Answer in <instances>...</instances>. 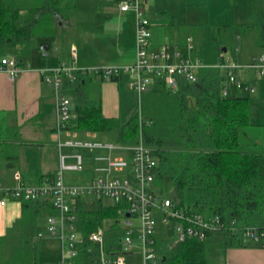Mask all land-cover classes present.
<instances>
[{
	"label": "trees",
	"instance_id": "16d2710c",
	"mask_svg": "<svg viewBox=\"0 0 264 264\" xmlns=\"http://www.w3.org/2000/svg\"><path fill=\"white\" fill-rule=\"evenodd\" d=\"M74 5L75 0H0V56L11 53L22 62L40 41L55 35L58 19L66 20ZM260 27L259 44L264 47V25ZM223 58L220 54L218 61ZM87 78L66 87L76 109L72 129L112 132L122 146L134 145L141 137L158 159L155 188L163 193L165 185L170 184V198L182 208H192L207 219L217 217L224 225L230 219L244 225L264 222L263 155L246 137L249 98L230 92L223 95L228 86L219 70H200L194 83L181 84L175 92L155 85L142 95L139 111L124 123L103 116L100 101L88 95ZM14 136L0 119V159L10 161L16 157L10 142ZM96 205L80 202L78 223L83 235L97 225L107 224L105 244L110 250L109 245L117 242L110 232L116 229L113 221L117 215L111 208ZM21 213L27 225L30 218L51 214L52 208L47 200L24 202ZM214 233L219 232L210 231L207 236ZM220 233L229 245H241L228 229ZM155 239L162 257L160 264H213L206 258L204 241L190 238L171 245L163 229L158 230ZM0 264L39 262L30 243L22 241L15 254L0 258ZM74 264H96L94 250L80 248Z\"/></svg>",
	"mask_w": 264,
	"mask_h": 264
},
{
	"label": "built area",
	"instance_id": "2783aa9c",
	"mask_svg": "<svg viewBox=\"0 0 264 264\" xmlns=\"http://www.w3.org/2000/svg\"><path fill=\"white\" fill-rule=\"evenodd\" d=\"M146 6L147 0H123L118 4L121 12L132 11L135 18V59L132 63L81 67L75 63L59 64L54 69L36 70L42 82L52 89L57 101V135L70 128L68 123L72 98L66 93V87L86 76L105 81L126 74L131 88L138 94L139 107L142 95L155 85L159 84L165 91L175 92L181 84L194 83L198 72L203 69L223 72L228 86L223 89V95L230 92V87L240 92L253 91L249 84L239 79L238 71H251L255 76L264 78V52L246 63L223 58L217 64L208 65L193 59L191 38H185L181 45L161 44L151 47ZM179 47L183 49L182 52ZM71 56L75 60V50L71 51ZM29 71H34V68L17 57L0 56V73L10 82ZM57 144L60 148L84 149L88 152L101 150L106 154L94 158L98 162L93 170L95 175L84 185L65 183L66 171L84 170L83 156L79 153L59 154L56 173L39 185H26L20 175L15 174L13 186H0V208L10 201L19 205L24 202L49 201L56 215L47 217V231L60 240L58 264H74L83 247L94 250L97 264H160L162 257L157 250L155 237L167 220L176 222L178 241L190 238L204 241L207 232L220 233L228 229L242 244L259 245L264 242V222L261 225H244L230 219L224 225L217 217L207 219L192 208H182L159 192L154 186L158 159L155 152L145 146L141 137L131 146L73 139L57 141ZM113 152L120 154L114 155ZM69 159L73 161L71 164L67 162ZM106 200L111 201V204L104 205ZM82 201L100 204L103 208L115 211L117 216L113 224L116 229L110 232L117 242L109 245L110 250L106 249L105 244L107 224L97 225L84 236L78 233L76 212Z\"/></svg>",
	"mask_w": 264,
	"mask_h": 264
},
{
	"label": "crops",
	"instance_id": "0c3cea01",
	"mask_svg": "<svg viewBox=\"0 0 264 264\" xmlns=\"http://www.w3.org/2000/svg\"><path fill=\"white\" fill-rule=\"evenodd\" d=\"M121 1L123 0H112L114 7L112 10L98 9L93 5L92 0H75L74 8H71L67 13L68 18L66 20L58 19L55 35L40 41L37 47L31 50L30 55L23 59V63H29L32 52L39 51L38 62L34 64L35 67L33 66L34 71L20 74L13 82H10L4 74L0 73V119L6 128L12 127L14 129L15 136L11 138L10 142L15 149L14 156H16L4 164L7 170L4 176L7 181H1L5 185L0 186H13L15 183L14 176L17 173L26 185H39L52 177L59 167V154H71L69 152L64 153V150L68 151V149L60 148L57 141L67 139L99 141L100 133L78 132L72 129L73 125L70 123H68L70 128L67 132L56 134L57 101L52 89L42 82L40 75L36 72L40 68L47 67L50 61L45 59L43 63L41 62V57L47 56V52L40 50L39 44L42 42L49 43V50L52 46L54 57L52 63L54 66L57 64L72 65L73 63L80 67L132 63L135 59V18L132 11L121 12L119 10L118 4ZM233 4L235 6V11H233L234 22L264 25V0H233ZM245 4L251 8V11L245 13L243 8ZM150 6H152L151 0H147L146 13L149 20L151 47L155 48L164 44L162 38L166 35L177 37L173 45H181L185 38H191L190 36L181 38L177 36L180 30L176 29L174 25L161 23L159 19L158 21L152 19L156 17L153 11L148 12ZM245 20L251 21L246 22ZM155 23H160L157 24L160 28L156 27ZM191 40L194 48L193 59L205 64L195 57V44L192 38ZM72 50H75L76 53L75 60L71 56ZM225 52L226 48H221L217 52V56L219 57L220 54L224 56ZM262 52H264V47L260 46L258 38L255 40V47L252 50L242 49L240 46L232 53V58L235 62L246 63ZM220 72L225 83L224 74L222 71ZM237 76L253 88L252 92H240L229 86V91L230 94H243L249 98L250 125L246 129V137L256 145L263 155L264 171V78L255 76L251 71H238ZM85 87L92 100L100 101L104 117L115 118L124 123L134 112L135 94L131 92L133 89L127 77L122 76L114 81H101L94 77H88L85 81ZM71 105L74 106L73 100ZM122 120L125 121L122 122ZM72 150H74L73 153H79L78 149ZM91 153L94 170L98 165L94 158L105 155L106 152L96 150ZM113 154L119 155L120 153L113 152ZM92 177L93 175L76 180L68 175V181L65 177V183L75 186L83 185ZM79 180L82 182L77 183ZM1 182L0 184H3ZM55 215L56 212L52 208L51 214L46 213L40 216L47 219L48 216ZM36 219L30 218L29 224L24 229L32 235L36 234L31 237L30 245L37 252ZM18 221H22L21 205L10 201L5 207H1L0 236L14 227ZM78 229V233L84 236L79 224ZM161 229L165 232L164 227ZM206 241H208V246H205ZM204 247L207 260L213 264H264V242L259 245L242 243L241 245H229L224 234L214 233L206 237Z\"/></svg>",
	"mask_w": 264,
	"mask_h": 264
},
{
	"label": "rangeland",
	"instance_id": "374dc122",
	"mask_svg": "<svg viewBox=\"0 0 264 264\" xmlns=\"http://www.w3.org/2000/svg\"><path fill=\"white\" fill-rule=\"evenodd\" d=\"M92 2L95 7H98V9L113 10L114 8L112 0H92ZM151 4L152 6L148 8V12L150 13L153 11L156 17L152 19L157 21L159 19L161 23L174 25L176 29L180 30L177 36L181 38L190 36L195 44V57L208 65L218 63L217 52L219 49L224 47L226 48V52L224 53L225 59H231L233 61L232 53L235 50H237L240 46L242 49L247 48L252 50L255 47V40H258L260 35V25L238 24L234 22L233 11H235V6L233 4V0H151ZM243 8L245 13H247L249 10L251 11V8H249L247 4H245ZM245 21L247 22L251 20ZM157 24L156 27L160 28ZM176 38V36L174 37L166 35L162 38V43L173 44ZM179 51L182 52L183 49L179 47ZM38 53L39 51L37 50L32 52L28 63L30 66L33 67L34 64L38 62ZM5 56L13 57L11 53H7ZM41 58L42 63L45 59H48L50 60L48 66L53 65L52 67L47 66L45 68L54 69L59 65L57 64L54 66L52 63L54 61L52 46L47 52V56H43ZM122 76L128 78L126 74L121 75V77ZM90 77L93 78V76ZM131 92L135 94V112L139 108L138 94L134 89L131 90ZM70 110L71 118L69 115V123L70 125H74L76 123V109L71 105ZM124 121L125 120H122V122ZM9 130L13 132L14 129L9 127ZM98 142L115 144L116 136L112 132L100 133ZM67 152L73 153L74 150H64V153ZM78 152L83 156L85 162L84 170L82 172L66 171L64 175L67 177V181L68 175L75 178L76 180L80 179L81 177L84 178L95 175L92 168V153L87 152L84 149H78ZM6 161L7 160L3 157L0 159V182L7 181V178L4 176L7 171L4 167ZM67 162L71 164L73 161L69 159ZM82 181L79 180L77 183H81ZM0 185H5V183ZM172 193L173 187L170 184H166L163 195L165 197H171ZM103 204H111V201L106 200L103 202ZM100 206V204L96 205V207ZM36 222L37 235H41L40 238L37 237L38 248L36 254L39 264H58L61 253L60 240L49 235L47 231L46 218L39 216L37 217ZM15 224L14 227L10 228L4 235L0 236V258L2 260H5L10 255L15 254L16 249L22 244V241L28 244L31 242V233L24 229L26 226L25 219L18 221ZM164 230L166 238L171 245L175 244L179 240V233L176 230L175 221L167 220L166 224L164 225ZM205 246H208V241H206Z\"/></svg>",
	"mask_w": 264,
	"mask_h": 264
},
{
	"label": "water",
	"instance_id": "95a60500",
	"mask_svg": "<svg viewBox=\"0 0 264 264\" xmlns=\"http://www.w3.org/2000/svg\"><path fill=\"white\" fill-rule=\"evenodd\" d=\"M49 43L47 42H42L39 44V49L42 50L43 52H48L49 51Z\"/></svg>",
	"mask_w": 264,
	"mask_h": 264
}]
</instances>
